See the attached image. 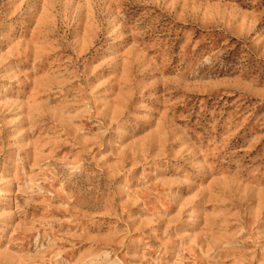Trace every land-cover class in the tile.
Segmentation results:
<instances>
[{
	"label": "rangeland",
	"instance_id": "1",
	"mask_svg": "<svg viewBox=\"0 0 264 264\" xmlns=\"http://www.w3.org/2000/svg\"><path fill=\"white\" fill-rule=\"evenodd\" d=\"M0 264H264V0H0Z\"/></svg>",
	"mask_w": 264,
	"mask_h": 264
}]
</instances>
